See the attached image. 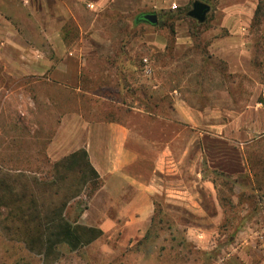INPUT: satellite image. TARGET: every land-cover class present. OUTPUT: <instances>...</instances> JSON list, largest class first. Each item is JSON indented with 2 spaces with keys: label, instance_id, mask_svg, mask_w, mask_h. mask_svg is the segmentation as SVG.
I'll use <instances>...</instances> for the list:
<instances>
[{
  "label": "rangeland",
  "instance_id": "1",
  "mask_svg": "<svg viewBox=\"0 0 264 264\" xmlns=\"http://www.w3.org/2000/svg\"><path fill=\"white\" fill-rule=\"evenodd\" d=\"M194 1L152 3L139 13L106 11L102 33L114 41L100 49L111 52L105 63L114 73L90 79L104 87L93 93L105 99L89 96L86 109L95 108L93 116H129L133 130L147 132V143H167L179 157L183 149L185 180L197 179L198 170L200 183L192 181L180 203L155 195L144 234L126 239L117 227L70 248L66 224L90 221L78 214L89 208L100 180L80 154L52 162V108L42 105V121L34 129L25 123L21 132L10 106L7 138L0 139V264H264V100L257 92L264 0L255 24L259 0H211L204 22L188 16ZM183 8L187 16H163L158 24L163 10ZM148 12L157 14L155 24L138 19ZM232 36L238 42L230 47L225 41ZM240 39L249 61L239 57ZM231 62L240 66L231 71ZM257 213L262 219L246 216ZM255 223L262 229L251 231Z\"/></svg>",
  "mask_w": 264,
  "mask_h": 264
},
{
  "label": "crops",
  "instance_id": "2",
  "mask_svg": "<svg viewBox=\"0 0 264 264\" xmlns=\"http://www.w3.org/2000/svg\"><path fill=\"white\" fill-rule=\"evenodd\" d=\"M164 2L167 0H0V139L7 138L3 124L11 117L7 115L8 107L16 108L15 118L21 132L25 123L33 124L34 129L42 121V105L52 108L48 112L52 116V162L80 149L85 152L100 184L89 208L78 217H89L85 226L100 229L101 235L117 227L126 239L144 234L154 214L155 195L180 203L185 188L192 181L201 180L200 172L194 170L197 179L186 182L183 149L179 157L167 143L162 142L159 147L152 141L147 143L144 140L149 138L147 132L133 130L129 116H93L95 108L86 109L89 96L105 99L93 93L94 89L104 87L90 85V79L113 72L105 63L111 52L100 49L114 41V37L102 33L105 12L116 9L121 13H139L152 3ZM242 41L239 57H247L249 61L250 53ZM234 42H238L234 36L225 41L230 47ZM159 43L162 51L163 41ZM99 62L101 67H94ZM242 64L246 67V63ZM229 65L231 71L233 66H240L233 62ZM262 74L257 92L264 100V68ZM158 118L168 119L164 115ZM48 153L51 154L50 150ZM231 173L239 174L240 170ZM91 174L94 175L92 171ZM205 184L213 183L206 180ZM218 207L220 213L222 209ZM246 216L253 220L260 217L259 213ZM255 224L251 231L262 229ZM248 226L246 230L250 231ZM249 247L242 249L247 251ZM237 255L245 260L243 252Z\"/></svg>",
  "mask_w": 264,
  "mask_h": 264
},
{
  "label": "trees",
  "instance_id": "3",
  "mask_svg": "<svg viewBox=\"0 0 264 264\" xmlns=\"http://www.w3.org/2000/svg\"><path fill=\"white\" fill-rule=\"evenodd\" d=\"M205 1L207 4L210 3L211 0H203ZM260 1L257 4V7L254 11V16H253V23L255 24L256 21L258 20V14L260 11ZM183 9H179L177 11V13L173 12L172 10H163L161 15L159 16L158 19V24L161 23V17L163 16H167L166 18H170V19H176V18H181L186 15V11ZM138 19L141 20V18L139 17ZM82 155L85 158L84 164L88 166V168L90 169V171H92L94 173V176L97 177L96 173L90 168V165H88L87 161H86V154L83 150H78L77 152L73 153L72 155L67 156L66 158L57 161L56 164H59L60 162L64 161L65 159L71 158L75 155ZM157 204V202H155L154 200V206ZM153 217V216H152ZM153 218H151L152 221ZM150 221V222H151ZM73 222H68L66 224V228L63 231V235H64V239H67V241L70 243L71 246H69L70 248H75V247H79L78 245H84L87 243L92 242L93 240H95L97 237H99L102 234V231L100 229L94 228V227H88L85 225H81L78 223H74Z\"/></svg>",
  "mask_w": 264,
  "mask_h": 264
},
{
  "label": "water",
  "instance_id": "4",
  "mask_svg": "<svg viewBox=\"0 0 264 264\" xmlns=\"http://www.w3.org/2000/svg\"><path fill=\"white\" fill-rule=\"evenodd\" d=\"M209 10V4L201 0H195L192 8L188 11V16L196 19L198 22H204ZM140 17L142 20L148 21L151 24H155L157 22V14L155 12L143 13Z\"/></svg>",
  "mask_w": 264,
  "mask_h": 264
},
{
  "label": "built area",
  "instance_id": "5",
  "mask_svg": "<svg viewBox=\"0 0 264 264\" xmlns=\"http://www.w3.org/2000/svg\"><path fill=\"white\" fill-rule=\"evenodd\" d=\"M144 61H146V59H145ZM145 71H146L147 73L150 72V67H149L147 64L145 65Z\"/></svg>",
  "mask_w": 264,
  "mask_h": 264
}]
</instances>
